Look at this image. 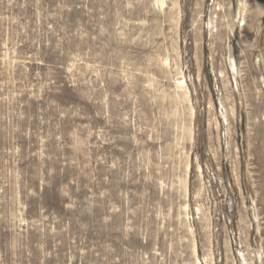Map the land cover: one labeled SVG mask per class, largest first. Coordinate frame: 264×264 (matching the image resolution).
I'll return each instance as SVG.
<instances>
[{"label": "rangeland", "instance_id": "374dc122", "mask_svg": "<svg viewBox=\"0 0 264 264\" xmlns=\"http://www.w3.org/2000/svg\"><path fill=\"white\" fill-rule=\"evenodd\" d=\"M155 1L0 0V264H264V2Z\"/></svg>", "mask_w": 264, "mask_h": 264}, {"label": "bare ground", "instance_id": "6f19581e", "mask_svg": "<svg viewBox=\"0 0 264 264\" xmlns=\"http://www.w3.org/2000/svg\"><path fill=\"white\" fill-rule=\"evenodd\" d=\"M264 2V0H260L258 3H257V7H259L260 6V4L261 3H263ZM154 4H156V5H160V7L161 6H163L164 7V4H165V2H164V0H156L155 1V3ZM245 6H246V0H238V4H237V16H240L241 15V19H239V22L240 21H242L243 22V20H244V18H243V16H242V13L243 12H245L244 11V8H245ZM260 9V8H259ZM245 10H246V8H245ZM213 23L214 22H211L210 21V23H209V25H210V28L211 29H216V27L213 25ZM233 24V23H232ZM242 25L244 24V22L243 23H241ZM228 26H230V25H228ZM228 28V31H229V33H231V31H232V28H229V27H227ZM215 31V30H214ZM14 57V56H13ZM14 59V58H13ZM16 60V59H15ZM231 60V59H230ZM232 63V67H230V68H234L235 69V64H234V62H231ZM165 64H167V62H165ZM168 65V64H167ZM230 65V64H229ZM6 68V67H5ZM231 73V72H230ZM238 72H236V74H237ZM232 75V74H231ZM175 85H176V88L177 89H179V90H181L182 92H183V94H182V96H183V98H186V96H187V93L185 92V90H186V86H185V82H184V80H182V79H180V80H176V83H175ZM203 186V185H202ZM201 186V187H202ZM198 195H199V193H198ZM200 207L201 206H199L198 205V207H196V211L197 212H201V209H200ZM183 208V210L182 211H184L185 212V216H187V211H189L188 210V205H184V207H182ZM203 213V212H202ZM181 214H182V212H181ZM201 215V214H200ZM185 216H183L184 217V219H185ZM257 219V218H256ZM256 253V252H255ZM195 255V254H194ZM239 256H241V259L242 260H240V261H242V264H249L250 262H252V259L251 258H249V259H247V258H245V256L243 255V254H239ZM257 256V259L258 260H260L261 259V254L259 253V252H257L256 254H254V259H255V257ZM205 261H207V259L205 260ZM212 262V261H211ZM204 263V262H203ZM234 264V263H233Z\"/></svg>", "mask_w": 264, "mask_h": 264}]
</instances>
